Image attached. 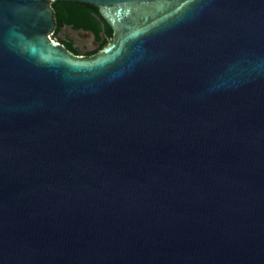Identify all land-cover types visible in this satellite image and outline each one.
I'll list each match as a JSON object with an SVG mask.
<instances>
[{"label":"water","instance_id":"water-1","mask_svg":"<svg viewBox=\"0 0 264 264\" xmlns=\"http://www.w3.org/2000/svg\"><path fill=\"white\" fill-rule=\"evenodd\" d=\"M0 264H264V0H0Z\"/></svg>","mask_w":264,"mask_h":264},{"label":"trees","instance_id":"trees-1","mask_svg":"<svg viewBox=\"0 0 264 264\" xmlns=\"http://www.w3.org/2000/svg\"><path fill=\"white\" fill-rule=\"evenodd\" d=\"M52 6L57 17V29L61 28L63 25H67L74 29L90 31L94 35L96 41L99 42V48L87 54L97 53L110 42L113 30L96 7L86 3L68 1L53 3ZM59 41L73 53L81 54L71 41Z\"/></svg>","mask_w":264,"mask_h":264},{"label":"rangeland","instance_id":"rangeland-1","mask_svg":"<svg viewBox=\"0 0 264 264\" xmlns=\"http://www.w3.org/2000/svg\"><path fill=\"white\" fill-rule=\"evenodd\" d=\"M52 37L57 40L71 41L79 48L81 55H86L89 51H93L99 46V43L95 40L92 34H87L83 31H77L71 26L67 25H63L61 28L57 29V32H54Z\"/></svg>","mask_w":264,"mask_h":264},{"label":"flooded vegetation","instance_id":"flooded-vegetation-1","mask_svg":"<svg viewBox=\"0 0 264 264\" xmlns=\"http://www.w3.org/2000/svg\"><path fill=\"white\" fill-rule=\"evenodd\" d=\"M73 29H74V28H73ZM75 30H77V31H83V32H85V33H87V34H89V33L92 34L90 31H85V30H81V29H75ZM92 35H93V34H92ZM93 36H94V35H93ZM95 40H96V39H95ZM97 42H98V41H97ZM98 43H99V42H98ZM73 45H74V44H73ZM74 47H75L76 49H78V51L80 52V50H79V48H78L77 46L74 45ZM98 47H99V46H98ZM98 47H97V48H98ZM97 48H96V49H97ZM94 50H95V49H94ZM89 52H90V51H89ZM86 55H92V54H86Z\"/></svg>","mask_w":264,"mask_h":264}]
</instances>
